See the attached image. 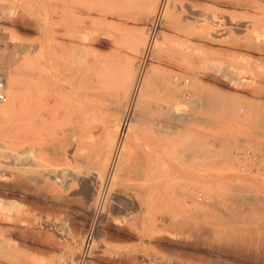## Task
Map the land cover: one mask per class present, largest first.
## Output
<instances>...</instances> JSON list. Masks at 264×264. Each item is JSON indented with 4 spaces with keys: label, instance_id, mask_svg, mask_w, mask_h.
I'll list each match as a JSON object with an SVG mask.
<instances>
[{
    "label": "rangeland",
    "instance_id": "374dc122",
    "mask_svg": "<svg viewBox=\"0 0 264 264\" xmlns=\"http://www.w3.org/2000/svg\"><path fill=\"white\" fill-rule=\"evenodd\" d=\"M162 1L0 0V67L18 75L19 104L31 103L29 114L17 109L0 132V176L23 185L5 202L22 229L6 234L0 264H264V245L239 251L228 237L216 238L233 229L226 201L240 185L238 198L256 195L244 198H258L257 211L264 206L262 43L222 22L254 13L240 0H172L164 13ZM154 14L168 20L158 39L149 36ZM143 72L147 84L110 184L126 106ZM189 190L230 210L228 220L214 208L225 226L198 220L202 208L189 209L180 197Z\"/></svg>",
    "mask_w": 264,
    "mask_h": 264
},
{
    "label": "bare ground",
    "instance_id": "6f19581e",
    "mask_svg": "<svg viewBox=\"0 0 264 264\" xmlns=\"http://www.w3.org/2000/svg\"><path fill=\"white\" fill-rule=\"evenodd\" d=\"M170 1H172V0H163L162 1V3H161V6H160V8L161 9H163V7H164V9H163V11H164V13H166L167 12V9L169 10V7H171L170 6ZM236 1H238V0H236ZM175 2V1H174ZM175 4V3H174ZM179 4V3H178ZM232 4V3H231ZM238 7H240V8H242L243 10H246V11H252L253 13H254V18H252V20L249 18L248 20H246V21H243V20H245V19H243V20H240V21H237V22H234V20H233V18L232 19H230V18H228L227 16H223V20H222V22L225 20V22L226 23H229L231 26H234V29L240 34V35H244V36H246V37H248V38H251V40L252 41H254V42H259V43H262L261 44V48L260 47H258L257 49H259L261 52H262V54L264 55V0H240V1H238V2H236L235 3ZM166 6V7H165ZM231 6V5H230ZM232 6H234L233 4H232ZM174 7H176V5L174 6ZM174 7H173V12H174V16H171L172 17V20L173 21H175V22H178L177 20H179V16L177 15V13H176V10H177V8H176V10H174ZM234 7H236V6H234ZM159 8V9H160ZM184 9V8H183ZM187 9H188V12L191 14V15H196V12H195V8L193 9V7H191V6H189V5H187ZM2 11V10H1ZM160 11V10H159ZM178 11V10H177ZM203 11V10H202ZM201 12V11H200ZM204 12V11H203ZM202 12V13H203ZM2 13V12H1ZM156 13H158V11H156ZM161 13V12H160ZM159 13V14H160ZM3 14V13H2ZM159 14L158 15H155L154 14V16H152L150 19H149V36H152V37H155V39L157 38H161V36H162V33H163V29H164V27L165 26H168V20L163 16V19H162V21H160V20H157V18H158V16H159ZM162 14V13H161ZM205 14H207V12L205 13ZM3 16V15H2ZM161 16V15H160ZM204 16V15H203ZM1 17V16H0ZM162 17V16H161ZM170 17V18H171ZM189 17H190V15H189ZM230 17V16H229ZM194 18V17H193ZM213 18V17H212ZM3 19V18H2ZM160 19V18H159ZM197 19V18H196ZM200 18H198V20H199ZM171 20V21H172ZM202 20V19H201ZM200 20V21H201ZM239 20V19H238ZM3 21H4V19H3ZM157 21H160V22H158L157 23ZM216 21V20H215ZM208 22V21H207ZM213 22V21H212ZM212 22H210V23H212ZM217 22V21H216ZM171 23V22H170ZM169 23V24H170ZM173 23V22H172ZM220 23V22H219ZM224 23V22H223ZM158 24V25H157ZM174 24V23H173ZM232 28V27H231ZM230 28V29H231ZM0 34H1V32H0ZM242 37V36H241ZM246 37H245V39H246ZM86 39V38H85ZM86 41V40H85ZM250 41V40H249ZM251 41V42H252ZM87 42V41H86ZM12 44V43H11ZM248 44V43H247ZM253 44V43H252ZM244 47V46H243ZM243 47H242V49H243ZM146 48V47H145ZM247 48V47H246ZM144 51H146V50H144ZM154 54H155V52H154ZM153 55V54H152ZM153 57V56H152ZM264 57V56H263ZM151 60V59H150ZM146 63V62H145ZM9 65V64H8ZM146 65H147V63H146ZM141 66V65H140ZM145 66V65H144ZM5 67V66H4ZM0 67V71L4 74V76H5V79H6V82H7V102L0 108V132H2L3 131V129H4V127H5V124H6V122L8 123L9 122V120H8V118H10V116L11 115H13L14 113H16L17 112V109L18 110H20L21 111V109L24 111V113H26V114H29L30 113V109H31V103H28L27 105H25V106H21L20 104H19V92H18V75L16 74V72H12V71H10V70H7L8 69V67ZM144 73V72H143ZM142 79L140 80V82L138 83V85H136L135 86V88H134V92H133V97H132V101L126 106V108L128 109V110H126L127 112V114H126V118H125V121L122 123V125H121V128H120V131H119V135H118V139H117V142H116V145H115V150H114V154H113V158H112V160H111V166H110V171H109V175H108V177H107V181H109V183L111 184V181L114 179V176H115V174H116V172H118V170H119V166L121 165V163H120V161L122 160V158H123V153H124V150H125V145L127 144V140H129L128 139V137H129V135L131 136V125L133 124V122H134V118H133V113L135 114V110H136V108H139V107H137V106H139L138 104H140V99H141V92H142V90L144 89L143 87L145 86L146 87V81L145 80H147V78H146V75H145V73H144V75L141 77ZM150 80V79H149ZM149 80L147 81V82H149ZM150 81H152V80H150ZM236 81V80H235ZM146 84H145V83ZM149 84H151L150 82H149ZM148 84V85H149ZM151 87V86H150ZM145 90H146V88H145ZM131 100V99H130ZM210 107V106H209ZM132 109V110H131ZM132 138H134V137H132ZM193 150V149H192ZM191 150V151H192ZM182 153V152H181ZM212 153V152H211ZM199 154V153H198ZM207 154V153H206ZM181 155V154H180ZM194 155V154H193ZM218 155V154H217ZM204 156V155H203ZM213 156H214V154H213ZM220 156V155H219ZM189 157V156H188ZM6 160H7V158H6ZM183 160V159H182ZM201 160V159H200ZM199 160V161H200ZM209 161H211V160H209ZM3 164H4V162H2ZM5 165V164H4ZM124 166V165H123ZM1 167H2V164H1ZM4 167V166H3ZM125 167H126V165H125ZM120 168H122V167H120ZM2 169V168H1ZM126 169V168H125ZM3 170V169H2ZM1 170V171H2ZM123 170V169H122ZM203 170H205V169H203ZM206 171V170H205ZM122 172V171H121ZM244 172V171H243ZM7 173V172H6ZM120 173V172H119ZM204 173V172H203ZM211 173V172H210ZM0 175H2L1 173H0ZM206 176V175H205ZM212 176V175H211ZM3 177V176H2ZM17 177V176H16ZM11 179V178H10ZM16 179V178H15ZM19 179V178H18ZM105 179V178H104ZM196 179V178H195ZM8 180V179H7ZM12 180V179H11ZM14 180V179H13ZM102 181V180H101ZM195 181V180H194ZM15 182V181H14ZM14 182H13V184H14ZM17 182H18V180H17ZM105 183H106V181H105ZM113 183V182H112ZM194 183V182H193ZM22 185V184H21ZM21 185L20 184H15V185H10V184H8V182L6 183L5 181H4V177H3V179L1 178V176H0V250H4V248H7L8 247V243H10V242H7V240L9 239H7L6 238V234H8V232H15V231H21V229L22 228H20V226L18 225V224H16L14 221H12V219H11V217L12 216H10L9 214H11L10 213V211H9V209H11V208H14V207H11V206H9L10 205V203L12 202H10V201H7V203H9V204H7V203H5L6 202V199H7V197H15L18 193H19V191H20V189L22 188L21 187ZM25 185V184H24ZM193 185V184H192ZM23 186V185H22ZM93 187H94V185H92ZM109 186V185H108ZM110 186H112V185H110ZM109 186V187H110ZM115 186V185H114ZM242 185H240V187H241ZM244 186V185H243ZM239 187V186H238ZM239 187V191H238V188L237 187H235L236 188V190L238 191V192H240L241 190V188ZM212 188V187H211ZM95 189V188H94ZM186 189V188H185ZM187 189H189V187L187 188ZM234 189V188H233ZM93 190V189H92ZM182 190V189H181ZM196 190V189H195ZM195 190H193V191H188V192H186V193H183V196L181 195L180 197L181 198H183V199H186L187 201H191V203H192V205L191 206H188L187 208H196V210L197 209H201L202 208V212L200 211V210H197V211H200L199 212V214H202L201 216H198L197 214H198V212L196 211V216H198V220H200V218L199 217H201V221H203V219L205 220V219H207V222H206V224L207 223H210L211 224V222L213 221V220H217V222L216 223H219L220 225H216L217 227L219 226V227H221V226H225V223H226V221H225V223L223 224V222L221 221V219H222V217H220V219L219 218H215V217H217L216 216V210L218 209L217 207V209L215 208V206H214V202L212 203L209 199H208V197L205 195L204 197H200L199 195V193L198 192H196ZM235 190V191H236ZM94 191V190H93ZM96 191V190H95ZM209 191V190H208ZM233 191V190H232ZM246 191H247V189H246ZM257 191V190H256ZM210 192V191H209ZM238 192H236V194H238L239 195V193ZM241 192H243V190L241 191ZM247 192H249V191H247ZM247 192H245L244 193V195H246V193ZM254 191H252V192H250V194L251 193H253ZM98 193V192H97ZM96 193V194H97ZM178 193V192H177ZM99 194V193H98ZM182 194V193H181ZM222 194H223V192H222ZM225 194H229L228 192L227 193H224L223 195L225 196ZM240 194H243V193H240ZM258 194H260V193H258ZM95 195V194H94ZM210 195V194H209ZM222 195V196H223ZM235 195V194H234ZM233 195V196H234ZM238 195H237V197H235V198H231V199H229L228 201H226L228 204H230L229 206H231L232 207V211H234L235 212V214H234V212H232L233 213V215H234V218H233V229L232 230H229V232H227L226 230V232H224L222 229H221V231H223V235L222 236H220V234L218 233V232H221V231H218V232H215V233H218V234H216L217 236H216V238H218V239H221L220 237H228L227 238V242H225L226 244L229 242V240L231 241V248H232V243H233V247H235L236 246V249L238 250L239 248L242 250L243 248L242 247H244L245 245V247H247V248H249V247H251V246H254V245H261L260 246V248H262L263 247V245H264V220H262V221H260V222H258L256 219L258 218V220H260L259 218L261 217L262 218V216L263 215H260V211L262 210V206H261V209H259L258 211H257V209H255V207H260V205H257L256 204V206L254 205V201L252 202V200L253 199H255L254 197L256 196H254V195H252V196H254L253 197V199L252 200H250V198H252V196L250 197L249 196V194H247L249 197V199L248 198H244V197H247V195L246 196H244V195H241V196H244L243 198H238ZM179 196V195H178ZM220 196H221V194H220ZM230 196H232V195H230ZM236 196V195H235ZM257 197V196H256ZM104 198V197H103ZM225 198H226V196H225ZM224 198V199H225ZM230 198V197H229ZM1 199H2V201H1ZM4 199H5V201H4ZM99 200V202H100V200H102V202H104L103 201V199H101V196H100V194L98 195V197L96 198V200ZM108 199V198H107ZM9 200V199H8ZM223 200V199H222ZM256 200H258V198H256L255 199V202H256ZM184 201V200H183ZM224 201V200H223ZM261 201V200H260ZM97 202V201H96ZM99 202H97V206L99 205L98 203ZM101 202V203H102ZM262 203V202H261ZM9 206V207H11V208H8L7 207V205ZM17 204V203H16ZM221 204H223L222 202L221 203H219V205H221ZM260 204V203H259ZM12 205V204H11ZM96 205V204H95ZM105 205V204H104ZM219 205H217V206H219ZM14 206V205H13ZM20 206V205H19ZM187 206V205H186ZM214 206V207H213ZM16 207V206H15ZM245 207H246V209H245ZM264 207V206H263ZM20 208V207H19ZM18 208V209H19ZM216 210H215V209ZM227 208V207H226ZM99 209V208H98ZM98 209H97V207L94 209L95 211L94 212H96V210L98 211ZM208 209H210V211H204V210H208ZM224 209V208H223ZM230 209V208H229ZM253 209L254 210H256L255 212L257 213V215H260L259 217H257V218H255V216H257V215H254L255 214V212L253 211ZM13 210V209H12ZM11 210V212H13ZM20 210H21V208H20ZM219 210V209H218ZM222 209H220L219 211L220 212H222L221 211ZM224 210H226V209H224ZM224 210H223V212H224ZM254 212L253 213V215H254V218L253 217H251V214H252V211ZM16 211H18L19 212V210H16ZM25 211V210H24ZM191 211H193V210H191ZM218 211V212H219ZM15 212V211H14ZM207 212V213H206ZM208 212H209V214H208ZM221 213V215H223L224 217H225V215L226 214H228L229 212H231L230 210H228L227 212L228 213H226V211H225V213ZM263 214H264V210L263 211H261ZM16 213V212H15ZM91 213V212H90ZM97 213V212H96ZM184 213V212H183ZM192 213V212H191ZM190 213V214H191ZM193 213H194V211H193ZM215 215H214V214ZM18 214V213H17ZM195 214V213H194ZM188 215V214H187ZM211 215H213V216H211ZM230 215V214H229ZM18 216V215H17ZM191 217H193L192 216V214L190 215ZM215 216V217H214ZM218 216H220V215H218ZM232 216V215H231ZM231 216H229L230 217V220H232L231 218ZM23 217V216H22ZM180 217V216H179ZM178 217V218H179ZM208 217H209V220H212L211 222L208 220ZM213 217V218H212ZM223 217V218H224ZM226 217L228 218V216L226 215ZM16 218V217H15ZM102 218V217H101ZM195 219H197L196 217H194ZM203 218V219H202ZM215 218V219H214ZM226 218V219H227ZM16 219H18V218H16ZM21 219V218H20ZM61 219V218H60ZM103 219V218H102ZM226 219H223V220H226ZM264 219V218H263ZM62 220V219H61ZM218 220H220V221H218ZM228 220H229V218H228ZM227 220V221H228ZM16 221V220H15ZM18 221V220H17ZM59 221V220H58ZM103 221H104V219H103ZM176 221V220H175ZM189 222H190V220H188ZM42 222V221H41ZM45 222V221H44ZM66 222V221H65ZM186 222V221H185ZM215 222V221H214ZM213 222V223H214ZM52 223V222H51ZM56 223V222H55ZM176 223H177V221H176ZM175 222H174V224H176ZM192 223V222H191ZM216 223H214V224H216ZM21 224V223H20ZM24 224V223H23ZM65 224V223H64ZM173 224V225H174ZM208 225V226H212V225ZM25 226V225H24ZM85 226V225H84ZM100 226H102V225H99L98 227H99V229H100V231L103 233L104 232V228L102 227V228H100ZM158 226V225H157ZM177 226H178V224H177ZM187 226V225H186ZM214 227H216L215 225H213ZM231 226H232V223H231ZM27 227V226H26ZM176 227V226H175ZM182 227V226H181ZM227 227H228V225H227ZM191 228V227H190ZM202 228V227H201ZM203 228H205V227H203ZM202 228V229H203ZM58 229V228H57ZM184 229V228H183ZM182 229V230H183ZM206 229V228H205ZM96 230V229H95ZM212 230V229H211ZM85 231V230H84ZM189 231V230H188ZM208 231V230H207ZM214 231H215V229H214ZM186 232H187V229H186ZM189 232H191V231H189ZM210 232V231H209ZM212 232H213V230H212ZM188 233V232H187ZM197 233V232H196ZM222 233V232H221ZM227 233V234H226ZM189 234V233H188ZM187 234V235H188ZM193 234V233H192ZM191 234V235H192ZM198 234H200V233H198ZM197 234V235H198ZM210 234V233H209ZM214 234V233H213ZM103 235V234H102ZM166 235V234H165ZM190 235V234H189ZM215 235V234H214ZM200 236H202L201 234H200ZM205 236V235H204ZM64 237V236H63ZM158 237V236H157ZM163 237V236H162ZM208 237H209V235H208ZM207 237V238H208ZM211 237V236H210ZM213 237H215V236H213ZM225 237H224V239H222V240H224V241H226L225 240ZM170 238V237H169ZM182 239V238H181ZM213 239V238H212ZM217 239V240H218ZM91 240H93V239H91ZM170 240H172V238L170 239ZM183 240V239H182ZM181 240V241H182ZM186 240V239H185ZM207 240V239H206ZM209 240V239H208ZM217 240H215L216 242H217ZM221 240V241H222ZM176 241V240H175ZM183 242V241H182ZM13 243V242H12ZM219 243H220V241H219ZM224 242L222 241V244H223ZM224 243V244H225ZM228 244H230V243H228ZM18 246V245H17ZM237 247H239V248H237ZM255 247V246H254ZM254 247H253V249H252V251H255L254 250ZM9 248V247H8ZM252 248V247H251ZM257 248H258V246H257ZM257 248H255L256 250H257ZM233 249V248H232ZM239 249V251H241ZM245 249V248H244ZM243 249V250H244ZM251 250V249H250ZM264 250V249H263ZM202 251V250H201ZM246 251H247V249H246ZM245 251H243V253H244ZM248 252V251H247ZM257 252H258V250H257ZM256 251L255 252H253V253H257ZM16 253V252H15ZM246 253V252H245ZM264 252L262 251V253L261 254H263ZM13 254V253H12ZM250 254H251V252H250ZM259 254V253H258ZM260 256V255H259ZM29 257V256H28ZM215 257V256H214ZM3 258V257H2ZM9 259V258H8ZM223 259V258H222ZM132 261V260H131ZM241 263V262H240ZM2 264V263H1ZM66 264V263H65ZM68 264V263H67ZM70 264V263H69Z\"/></svg>",
    "mask_w": 264,
    "mask_h": 264
},
{
    "label": "built area",
    "instance_id": "2783aa9c",
    "mask_svg": "<svg viewBox=\"0 0 264 264\" xmlns=\"http://www.w3.org/2000/svg\"><path fill=\"white\" fill-rule=\"evenodd\" d=\"M159 17V16H158ZM153 49V42L152 39L149 43V45L146 48V51L143 53V56L141 58V69L144 68V63L150 56ZM7 102V82L5 79L4 74L0 71V108ZM92 235L89 236L88 241L91 240Z\"/></svg>",
    "mask_w": 264,
    "mask_h": 264
}]
</instances>
